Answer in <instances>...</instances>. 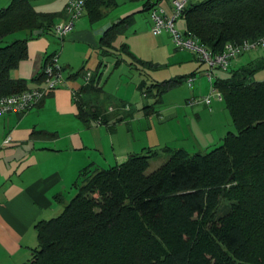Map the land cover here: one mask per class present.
I'll list each match as a JSON object with an SVG mask.
<instances>
[{"label":"trees","instance_id":"obj_1","mask_svg":"<svg viewBox=\"0 0 264 264\" xmlns=\"http://www.w3.org/2000/svg\"><path fill=\"white\" fill-rule=\"evenodd\" d=\"M114 6L115 0L85 2L91 21ZM145 6L150 11L154 5ZM56 16L35 11L30 0H10L0 9V41L17 31L32 35L49 30ZM179 18L183 33L212 54L228 43L264 36V0H189ZM131 24L129 15L105 31L103 55L114 54L113 41ZM26 46V39L0 43V96L30 89L10 75L26 56ZM119 48L127 51L126 44ZM262 68L259 60L231 70L226 78H212L236 129L213 149L190 154L164 147L168 158L149 174V159L158 149L131 153L108 167L81 169L72 184L75 192L61 211L35 223L37 245L25 264H264V80L252 79ZM100 76V71L94 73L77 91L78 117L86 125L110 120L96 98L102 90ZM189 77L193 75L150 87L141 81L138 88L145 95L159 86L157 97ZM35 80H43V71ZM146 108L154 112L153 105ZM224 201L226 210L218 215Z\"/></svg>","mask_w":264,"mask_h":264},{"label":"crops","instance_id":"obj_2","mask_svg":"<svg viewBox=\"0 0 264 264\" xmlns=\"http://www.w3.org/2000/svg\"><path fill=\"white\" fill-rule=\"evenodd\" d=\"M195 1L199 0H191V2ZM9 2L10 0H0V9L7 6ZM67 2L68 0H30L35 11L57 14L51 29H39L41 33H32V35L25 30L17 31L0 41L4 44L19 39L27 40L26 56L10 71V75L13 79L24 80L28 88H39L44 85L43 80L37 81L35 78L42 71L45 59L53 53H58L62 74L63 71H67L66 78L69 79V82H66L67 87L54 90L25 113L0 115V264L27 263L31 258L32 249L37 245L35 223L38 220L52 218L61 211L72 196V184L81 169L87 166H101L99 159L96 158L97 152L102 156V161H108L105 158V150L94 141L93 136L89 135L90 132H94L93 128L97 123L91 122L86 125L78 117V102L73 98L72 92L78 91L81 86L76 84V80L85 68H88L85 66V59L92 55H99L100 58L109 56L103 55L100 47V38L105 32L95 34L94 31L106 23L111 25L117 23L121 18L129 15H132L131 25H133L134 15L137 12L146 10L149 14V6H145L146 2L149 5L160 6L167 12L172 10V0H115L116 6L103 9V16L96 21H91L85 9L82 16L85 15L87 19L80 17L71 32L59 38L54 34L53 27L65 21ZM144 29L147 31L146 27ZM126 30L118 34L113 41L115 48L111 56L114 58V67L119 66L123 61L120 55L121 50H119L121 44H126L127 51H123L129 52L127 43L121 42L120 45H116L119 37L124 35ZM156 36H163L166 39L170 37L167 32ZM158 43L164 46L165 59L168 61L171 60L178 65L193 62L189 52L171 51L161 40ZM156 53L161 56L162 52L157 50ZM152 55L151 57L140 55L139 57L145 60L136 59V61L140 64L152 65L149 59L150 61L158 59L154 56L155 52ZM100 58L93 62L95 69L91 71L92 75L102 69L103 59ZM259 60L264 63L263 49L255 48L246 51L230 61L225 70L226 75L215 77L226 78L231 70L240 69ZM78 71L80 74L77 78L71 77ZM195 71L193 69L189 74L184 75L185 78L194 76ZM252 79L256 81L255 78ZM260 80L262 79L257 81ZM141 81L145 82L144 79ZM138 84L137 89H139ZM140 92L144 95L141 90ZM96 98L110 119L107 124L101 125H105L107 130L113 131L114 134V124L125 118L116 120L114 116L116 114L126 116L130 112L124 109L126 101L105 91L103 86ZM93 99L94 97L89 98L90 101ZM199 104L207 106L204 103ZM203 112L197 109L194 114L200 118ZM112 118L115 120L112 121ZM34 131H41V133L33 135ZM107 138L111 145L113 135ZM110 148L113 151L111 150L109 155L113 156L116 163L122 162L121 159H126L130 153H135L124 147H120L119 150L114 146L109 147V150Z\"/></svg>","mask_w":264,"mask_h":264},{"label":"rangeland","instance_id":"obj_3","mask_svg":"<svg viewBox=\"0 0 264 264\" xmlns=\"http://www.w3.org/2000/svg\"><path fill=\"white\" fill-rule=\"evenodd\" d=\"M81 17L87 19L85 15ZM134 18L133 25L116 42V45L125 42L129 46V52L120 51V55L123 58L121 64L114 67V58L111 55L101 58L99 55H92L88 59H85V66L88 68H85L83 73L93 71L95 69L93 62L98 60V58L103 59L99 84L103 86L105 91L125 100L126 107L124 109L130 110L129 114L122 121L114 124V134L112 133L113 131H108L107 127L101 124L94 126V132L89 133L91 137L93 136L94 141L105 150V158L108 161H102V156L98 155L97 152L96 158L97 160L99 159V164L107 167L110 164H115L113 156L109 155L112 150L111 148L109 150L111 146H114L118 150L120 147H124L127 150H133L132 152L135 153L147 151L148 148L158 149L157 153L149 159V165L145 171V174H149L162 165L168 158L167 150L164 147L172 149L183 148L190 154L205 153L220 145L222 142L221 138L227 132L231 131L235 133L236 129L231 122L224 102L218 100L210 92V82L204 75L208 67L206 63L200 60L198 54L192 50L175 48L171 37L166 39L163 36L153 35L150 31L149 14L146 10L137 12ZM145 27L147 31L144 29ZM175 27L181 33L184 31L185 26L181 18L176 20ZM159 40L169 47L171 51L189 52L191 55L189 57L193 59V62L191 64L190 62H184L178 65L171 60L168 61V59H165L164 46L158 43ZM256 48L264 50L262 47ZM157 50H161V56L156 53ZM154 52L155 58L158 59H154L153 61L149 59L152 65L140 64L136 61V59H143L139 57L140 55L151 57ZM193 69L196 70V73L193 76L191 85H188L186 79H183L181 83L166 89L158 97L154 96L153 93L156 92L159 86H153L152 92L145 95L136 88V85L142 79L145 80V87H150L153 83H161L175 76L187 75ZM213 71V79L216 75L227 74L225 71L218 69H214ZM66 75L67 71H63L65 83L69 82ZM252 78H255L256 81L259 79L264 80V69L256 71ZM82 83H84V78L79 76L76 84ZM67 85L66 83L61 88L67 87ZM208 95L211 100L209 107H204L199 103L191 104L190 102L192 99L200 100L202 97ZM149 105H153L154 112L146 108ZM197 109L204 111L201 113L200 118H197L194 114ZM112 119V121L115 120L114 118ZM109 135H113L111 145L107 141ZM124 160L125 158L121 159V161ZM103 162H105L104 165H102ZM72 190L75 192L74 188ZM225 206L226 202L224 201L220 206L218 215H222L225 212Z\"/></svg>","mask_w":264,"mask_h":264},{"label":"built area","instance_id":"obj_4","mask_svg":"<svg viewBox=\"0 0 264 264\" xmlns=\"http://www.w3.org/2000/svg\"><path fill=\"white\" fill-rule=\"evenodd\" d=\"M86 0H68L65 6L66 19L63 23L54 25L53 32L59 38H63L73 29L77 20L82 16L85 10ZM189 0H172V10L167 12L160 6H153L149 11L150 31L154 35L162 32H167L175 47L179 49H188L198 53L200 59L208 65L205 71V76L211 85L212 70L227 69L230 61L237 57L242 52L247 50L262 47L264 48V36L258 40L249 42L243 41L239 44L228 43L224 50L217 54H212L201 46L198 40L194 37L187 36L183 32H179L175 27V22L179 19L183 9ZM58 53H53L47 57L42 68L44 85L39 88H31L20 93H15L6 96H0V115L8 113H25L36 105L38 101L52 93L55 89L64 86L65 80L62 74V67L58 61ZM92 76L91 72L84 73V83H88ZM193 77L187 79L188 85H191ZM73 92V98H78L77 91ZM210 92L218 99L221 98L220 93L211 85ZM193 103H204L210 105V96L202 97L200 100L192 99Z\"/></svg>","mask_w":264,"mask_h":264},{"label":"water","instance_id":"obj_5","mask_svg":"<svg viewBox=\"0 0 264 264\" xmlns=\"http://www.w3.org/2000/svg\"><path fill=\"white\" fill-rule=\"evenodd\" d=\"M111 26V23H106L105 25H103L102 27H100L99 29H97L95 32V34H103L108 27ZM42 31L41 30H34L33 31V34H38V33H41Z\"/></svg>","mask_w":264,"mask_h":264}]
</instances>
